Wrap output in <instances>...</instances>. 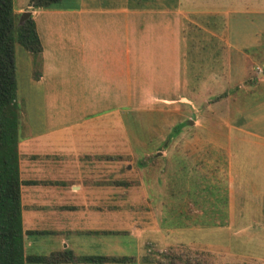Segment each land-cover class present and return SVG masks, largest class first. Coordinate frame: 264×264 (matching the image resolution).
Instances as JSON below:
<instances>
[{"label": "rangeland", "instance_id": "1", "mask_svg": "<svg viewBox=\"0 0 264 264\" xmlns=\"http://www.w3.org/2000/svg\"><path fill=\"white\" fill-rule=\"evenodd\" d=\"M27 1L12 0L15 25ZM60 2L71 7L84 0ZM256 2L235 0V12L226 17L199 15L193 17L199 26L184 28L187 94L182 96L189 102L177 96L153 108H101L87 115L83 96L31 95L27 56L14 44L19 139L27 123L46 122L58 111V120L69 122L64 132L75 152H104L107 143L109 208L123 221L109 227L118 229L116 238L130 258L117 264H264V113L252 123L261 136L229 138L228 124L243 119V111H230L227 100L228 92L236 93L231 102L242 106L238 85L255 80L262 66L248 68L238 60L228 72L229 50L208 32L217 23L225 39L247 45L258 30L264 32V8L254 7ZM253 88L264 89V82Z\"/></svg>", "mask_w": 264, "mask_h": 264}, {"label": "crops", "instance_id": "2", "mask_svg": "<svg viewBox=\"0 0 264 264\" xmlns=\"http://www.w3.org/2000/svg\"><path fill=\"white\" fill-rule=\"evenodd\" d=\"M60 1L44 9L28 6L42 49L34 58L25 50L27 83L34 96H83L87 115L101 108L107 112L124 106L153 108L186 95L184 28L199 26L193 17H226L236 6L235 0H142L137 4L84 0L83 6L71 7H61ZM257 1L254 7L264 8V0ZM213 25L209 35L229 50L224 60L228 72L230 63L235 66L238 60L248 68L262 66L255 80L238 85L245 97L242 106L231 102L236 93L227 94L230 111H243V119L228 124V137H259L252 123L264 113V89L253 87L264 82V32L258 30L255 39L244 45L225 39L223 29ZM34 65L36 77L31 73ZM215 73L211 71L210 78L216 82ZM61 115L53 111L46 122L27 123V132L18 139L22 250L24 258L68 252L71 258L60 263L25 260L24 264H109L79 260L128 256L116 238L118 229L114 232L109 227L123 221L109 208L107 143L104 152L100 148L75 152L70 133L64 132L69 122L59 121ZM59 129L64 133L44 138Z\"/></svg>", "mask_w": 264, "mask_h": 264}, {"label": "trees", "instance_id": "3", "mask_svg": "<svg viewBox=\"0 0 264 264\" xmlns=\"http://www.w3.org/2000/svg\"><path fill=\"white\" fill-rule=\"evenodd\" d=\"M60 0H28L32 8H50ZM18 43L32 57H38L41 43L31 16L18 25L14 22L12 0H0V264L67 262L71 254L29 256L22 250L20 179L18 170L19 107L15 100L16 83L13 51ZM33 72V77H36ZM127 256H89L79 260L91 263H122ZM187 264H190L187 261Z\"/></svg>", "mask_w": 264, "mask_h": 264}, {"label": "water", "instance_id": "4", "mask_svg": "<svg viewBox=\"0 0 264 264\" xmlns=\"http://www.w3.org/2000/svg\"><path fill=\"white\" fill-rule=\"evenodd\" d=\"M29 16H30V11H29V9L27 8L25 11H23V12L21 13L19 23H20L21 21H23L24 19H26L27 17H29Z\"/></svg>", "mask_w": 264, "mask_h": 264}]
</instances>
